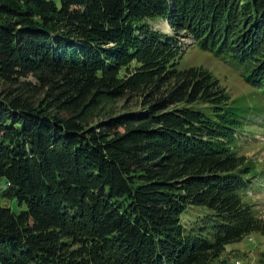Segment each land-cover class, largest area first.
<instances>
[{
  "label": "trees",
  "instance_id": "obj_1",
  "mask_svg": "<svg viewBox=\"0 0 264 264\" xmlns=\"http://www.w3.org/2000/svg\"><path fill=\"white\" fill-rule=\"evenodd\" d=\"M179 33L264 84V0H0V177L26 204L0 205L1 264H210L264 233L242 119L208 68L179 67ZM191 205L209 211L187 226Z\"/></svg>",
  "mask_w": 264,
  "mask_h": 264
},
{
  "label": "rangeland",
  "instance_id": "obj_2",
  "mask_svg": "<svg viewBox=\"0 0 264 264\" xmlns=\"http://www.w3.org/2000/svg\"><path fill=\"white\" fill-rule=\"evenodd\" d=\"M54 2L60 4V0H54ZM149 21L153 27L162 31L175 32L168 20L156 17ZM178 39H180L182 51L179 67L201 65L208 68L227 89L235 113L242 119L244 130L242 134L238 133L236 148L239 154L246 155L254 165V169L249 173L248 184L246 183L241 190L242 198L251 202L260 217H264V84L257 86L248 83L241 75L240 66L232 57H223L203 50L194 44L192 37L184 33H179ZM144 104V100L135 94L108 99L97 110L95 119L138 110ZM89 122L95 123L94 120ZM123 128V126L120 127L121 130ZM6 185L5 178L0 177V205H7L14 211L24 209L26 207L24 201L20 202L15 195L3 194ZM208 211V208L201 205L188 206L185 211L187 226ZM220 259H227V264H237L236 261H239V264H264V233L252 232L239 241L229 243L219 256V262H221ZM218 261L214 260L210 264Z\"/></svg>",
  "mask_w": 264,
  "mask_h": 264
}]
</instances>
